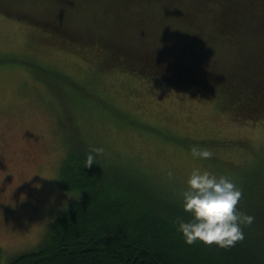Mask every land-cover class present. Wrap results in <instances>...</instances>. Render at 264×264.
<instances>
[{
	"label": "rangeland",
	"instance_id": "1",
	"mask_svg": "<svg viewBox=\"0 0 264 264\" xmlns=\"http://www.w3.org/2000/svg\"><path fill=\"white\" fill-rule=\"evenodd\" d=\"M5 1L0 264L43 245L55 219L82 197L66 191L58 178L69 145L85 141L115 167L192 202L227 189L264 153V114L244 121V106L214 91V82L222 81L216 79L242 53L236 36L251 48L257 43L247 25L236 36L212 25V8L220 10L221 0ZM66 12L78 18L70 21ZM21 13L31 20L15 16ZM104 16L113 25L105 32L101 25L100 36L116 41L126 57L169 65L188 81L205 77L211 88L171 84L105 58L102 43L85 28ZM43 20L79 29L59 34L39 24ZM258 176L264 181V174Z\"/></svg>",
	"mask_w": 264,
	"mask_h": 264
},
{
	"label": "trees",
	"instance_id": "2",
	"mask_svg": "<svg viewBox=\"0 0 264 264\" xmlns=\"http://www.w3.org/2000/svg\"><path fill=\"white\" fill-rule=\"evenodd\" d=\"M221 2L220 10L212 8L215 20L210 23L235 36L240 25H247L257 41L251 48L236 36V48L242 53L216 79L222 81L214 82V91L224 100L244 106L247 121L264 114V0ZM15 16L31 20L22 13ZM67 18L78 17L68 14ZM104 19L85 28L92 29L98 46L102 43L105 58L171 84L188 87L198 83L211 88L205 77L194 74L188 81L184 79L187 75L181 76L183 72L169 71V65L158 66L149 59L132 61L116 41L100 36L101 25L104 32L113 25L111 19L108 24ZM39 24L59 34L79 29L61 21ZM256 47L258 51L253 50ZM263 156L255 164L247 163L249 171L227 189L192 202L166 194L135 171L115 167L85 141L69 145L58 178L66 191H78L82 197L71 201L68 212L55 219L43 245L6 264H264V181L258 176L264 174Z\"/></svg>",
	"mask_w": 264,
	"mask_h": 264
}]
</instances>
